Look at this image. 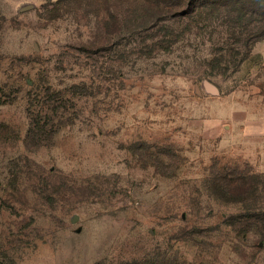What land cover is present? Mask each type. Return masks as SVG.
Masks as SVG:
<instances>
[{
  "label": "rangeland",
  "instance_id": "1",
  "mask_svg": "<svg viewBox=\"0 0 264 264\" xmlns=\"http://www.w3.org/2000/svg\"><path fill=\"white\" fill-rule=\"evenodd\" d=\"M59 1L0 0V264H264L256 7Z\"/></svg>",
  "mask_w": 264,
  "mask_h": 264
},
{
  "label": "trees",
  "instance_id": "2",
  "mask_svg": "<svg viewBox=\"0 0 264 264\" xmlns=\"http://www.w3.org/2000/svg\"><path fill=\"white\" fill-rule=\"evenodd\" d=\"M63 1V0H62ZM62 1H59L60 4ZM147 3H149L150 6L157 9L158 11H162L163 13L170 14L173 12V8L178 9L179 7H196V4L199 2V0H143ZM226 4L230 5L231 3L235 6L240 7L241 9L246 10L247 8L256 7V11H258V19L257 22H260L264 29V0H225ZM57 3V5H58ZM201 4V3H200ZM199 4V5H200ZM60 10V9H59ZM253 13V12H252ZM256 13V12H255ZM51 91L49 90L46 95L49 96V93ZM51 96L48 97V99H43L40 101H37L36 103L32 102V105L30 106L32 110L30 109L31 114V122L30 127L27 132L25 145L28 147V149L31 148H39L41 146H44L48 143H50L55 134L63 127L65 126V121H63V118L65 116L63 115L65 112L68 111L66 105H61L60 102H58V99H51ZM62 95H58V97H61ZM1 100V98H0ZM51 112L56 114V117L61 116L57 121L54 122L55 118L52 117H46L47 120H42V113L43 112ZM29 112V110H28ZM242 188L241 192L246 194L244 198H246L249 193V188L247 187V182L243 178L240 179L239 183ZM236 187V186H235ZM258 192V188L254 189L252 191L253 193ZM248 193V194H247ZM260 213H254L251 218H256L259 220ZM245 222L249 223V220H246ZM252 224V223H250ZM177 264H188L186 262H181Z\"/></svg>",
  "mask_w": 264,
  "mask_h": 264
},
{
  "label": "water",
  "instance_id": "3",
  "mask_svg": "<svg viewBox=\"0 0 264 264\" xmlns=\"http://www.w3.org/2000/svg\"><path fill=\"white\" fill-rule=\"evenodd\" d=\"M75 220H76V219H75ZM75 220H74V221H75Z\"/></svg>",
  "mask_w": 264,
  "mask_h": 264
}]
</instances>
